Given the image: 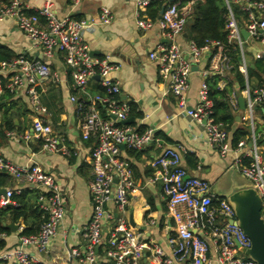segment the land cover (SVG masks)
Returning a JSON list of instances; mask_svg holds the SVG:
<instances>
[{
    "label": "built area",
    "instance_id": "built-area-1",
    "mask_svg": "<svg viewBox=\"0 0 264 264\" xmlns=\"http://www.w3.org/2000/svg\"><path fill=\"white\" fill-rule=\"evenodd\" d=\"M72 1L78 4L81 0ZM150 1L137 0L136 26L148 30L157 24L168 39L149 54L158 65L161 80L167 83L168 91L178 105L191 118L205 124L208 143L224 157L234 154L233 166L258 191L264 217V146L258 142L256 126V108L264 103V85L256 88L247 85L243 91L246 100L244 119L250 127V135L248 140L242 139L236 145L232 143L224 124L215 120L214 101L209 97L206 79L195 105L188 106L186 95L195 65L204 63L206 78L212 73L225 76L226 71L229 72L231 58L228 45L239 46L240 70L247 75L242 29L247 30L248 38L264 48V0H235L240 3L243 12L240 20L229 0H226L229 10L227 42L207 39L199 45L189 40L186 46L180 43L179 36L188 27L198 0H165L164 12L157 20L147 13ZM113 17L109 7H101V23H110ZM8 18L14 19L25 35L41 49L44 59L18 56L1 62L0 96L6 91L15 93L27 84L32 110L39 114L48 113L38 86L40 79H48L55 84L62 82L59 73L48 63L57 53L62 54L70 68L72 86L83 94L80 99L73 94L71 101L79 106L82 138L94 140L90 151L92 214L82 230L85 248L83 251L80 248L71 249V256L78 257L85 264H145L142 258L147 248L151 251L153 264H258L245 252L251 246V239L236 223L232 203L227 198L216 196L206 178L188 173L182 163L188 150L182 144L161 151L153 161L156 171L148 179L163 184L167 211L175 227L169 239L172 253L167 254L161 246L143 240L141 233L130 226L127 218L130 196L138 185L125 151H142L155 139L156 128L148 127L140 131L136 124L122 123L132 116V105L121 98V83L111 76L120 65L108 55L94 57L84 37L89 23L71 15L60 16L54 8V0H44L35 11H30L24 0H0V21ZM95 76L99 77L103 92L89 91V81ZM230 103L234 108L239 107L236 93L231 96ZM33 131L36 138L41 139L42 150L68 156L76 153L41 118L35 120ZM8 134L13 136L14 132ZM25 137L28 139L29 135ZM0 172L9 174L19 183L43 189L39 197L43 222L39 229L34 233H21L17 246L0 249V264H42L31 249L48 252L65 218L66 202L59 181L37 161L20 164L0 156ZM15 193L16 190L7 189L0 198V207L12 204ZM109 202L115 203L119 212L117 217L107 207ZM105 222L109 223L108 233H105Z\"/></svg>",
    "mask_w": 264,
    "mask_h": 264
},
{
    "label": "crops",
    "instance_id": "crops-1",
    "mask_svg": "<svg viewBox=\"0 0 264 264\" xmlns=\"http://www.w3.org/2000/svg\"><path fill=\"white\" fill-rule=\"evenodd\" d=\"M24 1L30 11H35L44 2V0ZM103 6L109 7L114 16L107 24L101 23L100 12ZM54 8L60 16L71 15L85 19L89 23L90 26L85 31L84 37L90 45L92 55L94 57L108 55L112 61L120 65L111 76L121 83V98L137 105L139 115L135 117L134 123L143 129L156 128L155 139L141 152L129 155L125 151L138 185L131 193L127 218L130 226L141 233L143 240L157 244L167 254H171L169 239L174 234L175 227L167 211L163 184L161 181L148 180L156 171L153 161L164 148L178 144L185 145L188 153L183 157L182 163L188 173L206 178L211 184L213 193L218 197L229 200L228 195L233 191H245L254 187L233 166L234 154L229 153L224 157L212 147L207 141L205 124L191 118L186 110L178 105L176 98L169 93L167 83L160 78L157 63L149 56L152 50L166 43L168 39L157 24L148 30H141L136 26L137 0H81L78 4L73 3L72 0H54ZM189 29L188 26L179 36V41L184 46L190 40ZM244 40L243 47L248 65L254 66L253 61L261 57L259 55L264 52V48L251 38L244 37ZM246 44L249 46L248 50ZM0 46L11 50V58L24 56L29 59H44L41 49L25 35L12 18L0 21ZM48 63L62 79L60 84L48 79H40L38 89L48 113L39 114L32 110L27 84H23L15 93L6 91L1 94L0 156L20 164L37 161L44 170L57 177L64 193L65 218L48 252L42 253L32 248L31 253L42 264H85L78 257L71 256L70 250L80 248L83 251L85 248L82 230L92 214L90 151L94 140L82 138L79 106L77 102L71 101V96L75 94L80 99L83 94L72 86L70 68L66 65L62 54L57 53L48 60ZM204 66V63L195 65L190 76V88L186 93L189 107L197 103L199 91L206 79L203 74ZM213 74L216 73L211 75ZM230 81L232 82L231 75L226 71L225 76H219L218 86L224 88ZM233 88L237 98L244 97V92H239L237 83H233ZM101 89L98 76L89 81L91 93ZM260 107L256 108V126L264 129V115L260 113ZM262 110L264 114V108ZM234 114L236 128L248 126L244 119L246 110H241L239 106ZM38 118L50 124L54 132L61 135L64 142L76 153L68 156L42 150L41 139L36 138L33 131V124ZM5 121L13 125L12 129L7 128ZM248 128L250 129L249 126ZM9 132H14V135H9ZM229 134L232 140V131ZM26 135H29L28 139ZM189 156H193L196 160L191 163ZM6 176L5 185L0 187L14 189L15 195L20 196V199H14L11 205L21 207L22 201H26L33 208L35 205L37 209L34 213L29 210L28 214H31L29 217H21L17 221L9 214L5 215L4 224L15 222L18 229L13 231L10 228L11 232L1 233L0 238L6 241V248H13L17 246L18 237L22 232L29 230L34 233L39 228L42 213L39 197L43 189L33 184L19 183L9 174ZM107 207L114 211L115 217L119 215L115 203L109 202ZM104 228L105 233H108V222H105ZM207 239L210 240L209 237ZM210 245L214 252L213 245L211 243ZM142 261L145 264H153L150 249L144 250Z\"/></svg>",
    "mask_w": 264,
    "mask_h": 264
},
{
    "label": "trees",
    "instance_id": "trees-1",
    "mask_svg": "<svg viewBox=\"0 0 264 264\" xmlns=\"http://www.w3.org/2000/svg\"><path fill=\"white\" fill-rule=\"evenodd\" d=\"M230 5L233 11L238 16V19H241L243 14L241 10L240 3L235 0H229ZM163 4H167L165 0H152L148 7V15L153 19L157 20L160 17V9ZM228 5L226 0H198L194 6V14L189 22V32L190 40L196 41L199 45L204 44L207 39L212 40H221L227 42L228 31L226 29L227 24V15H228ZM230 49L228 54L231 58L229 74L231 75L232 82H228L224 88L218 86L219 76L213 74L206 78L208 88H209V97L214 101V117L218 122H222L226 130L230 133L232 131V143L237 144L242 139H247L250 135V129L248 126L244 125L243 127L236 128L235 125V111L239 107L234 108L230 103V98L233 93H236L233 88V83L238 84L239 92H243L247 85H250L251 88H256L257 86L264 85V57L256 58L253 61L254 66L248 65V73L245 75L240 70L241 60H240V48L238 45H228ZM12 52L7 47L0 46V63L2 61L10 59ZM97 92H103V88ZM96 93V92H95ZM132 112L131 115L137 117L139 112L137 111V105L131 102ZM260 107V113L263 114L262 108H264V103L258 105ZM257 106V108H258ZM6 120V119H5ZM8 129H12L13 125L5 121ZM131 124H135L134 122ZM140 131L144 130L139 128ZM257 133L259 134L258 142L260 145H264V129L263 127L257 128ZM157 137V135H156ZM129 155H134L139 153L135 150H128ZM141 152V151H140ZM190 162L195 161L196 159L193 156L188 158ZM247 162V160H246ZM6 173H0V185L4 186L6 183ZM20 196L13 195V200H19ZM32 213L36 212V206L34 208L26 201H22V206H12L11 204L6 207H0V234L1 233H10L11 229L4 224L6 221V214H9L15 221L19 220L21 217H29L28 211ZM43 222L42 213L40 224ZM39 229V228H38ZM37 229V230H38ZM36 232V231H35ZM22 233L29 234V230H25ZM6 241L0 238V249L6 248Z\"/></svg>",
    "mask_w": 264,
    "mask_h": 264
},
{
    "label": "water",
    "instance_id": "water-1",
    "mask_svg": "<svg viewBox=\"0 0 264 264\" xmlns=\"http://www.w3.org/2000/svg\"><path fill=\"white\" fill-rule=\"evenodd\" d=\"M166 4L160 9V15L164 12ZM244 37H248L247 30L242 29ZM93 53V52H92ZM264 57V52L260 55ZM241 110L246 108V100L243 96L238 98ZM135 117L131 116L123 120V124L133 123ZM122 148H125L122 145ZM7 192V188L0 187V198ZM229 201L232 203L236 212V223L245 231L251 239V246L243 249L247 255L254 259L258 264H264V217L262 216V199L255 188H249L245 191H233L228 195ZM13 231L18 229L15 222L7 224Z\"/></svg>",
    "mask_w": 264,
    "mask_h": 264
},
{
    "label": "rangeland",
    "instance_id": "rangeland-1",
    "mask_svg": "<svg viewBox=\"0 0 264 264\" xmlns=\"http://www.w3.org/2000/svg\"><path fill=\"white\" fill-rule=\"evenodd\" d=\"M245 46H246V49L248 50V47H249V46H248L247 44H246Z\"/></svg>",
    "mask_w": 264,
    "mask_h": 264
}]
</instances>
